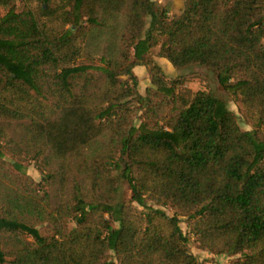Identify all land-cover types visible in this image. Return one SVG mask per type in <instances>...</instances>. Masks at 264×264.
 <instances>
[{"label":"trees","instance_id":"16d2710c","mask_svg":"<svg viewBox=\"0 0 264 264\" xmlns=\"http://www.w3.org/2000/svg\"><path fill=\"white\" fill-rule=\"evenodd\" d=\"M0 6V264H213L181 215L229 264H264V0ZM158 56L213 70L252 128Z\"/></svg>","mask_w":264,"mask_h":264},{"label":"rangeland","instance_id":"374dc122","mask_svg":"<svg viewBox=\"0 0 264 264\" xmlns=\"http://www.w3.org/2000/svg\"><path fill=\"white\" fill-rule=\"evenodd\" d=\"M157 4L161 7H167L169 9V16L170 18L180 15L183 12V8L185 5V0H156ZM4 13V8L0 6V16ZM158 61L164 66L166 71L170 76L175 75H183L188 74L192 71H201L203 73V77L198 79H187L185 81V85L188 87H191L194 90L198 89H207L212 91L216 96H219L223 98L229 107L234 109L238 114V120L241 123V125L245 129L252 128L251 122L248 121L246 116L242 112V107L239 105L237 97L228 92L226 89H224L217 77V74L208 68L207 66L201 65V64H192L186 67H175L172 62L167 57L158 58ZM137 72L140 75V91L144 92L147 85L150 83V73L148 69L138 67ZM30 172L35 175L37 178L41 177V174L36 169L34 163L30 164ZM132 193V189L130 186V182L127 179L123 180L122 183V191H121V199H125L127 195H130ZM167 211L170 214H174L175 210L170 206H165ZM181 225L188 235L191 249L201 258V259H209L212 260L213 264H229L230 261V255L221 253H213V251L202 248L199 240L198 234L192 229L190 220L186 217L181 215ZM74 222H71V225H73ZM117 224H120L119 222Z\"/></svg>","mask_w":264,"mask_h":264},{"label":"crops","instance_id":"0c3cea01","mask_svg":"<svg viewBox=\"0 0 264 264\" xmlns=\"http://www.w3.org/2000/svg\"><path fill=\"white\" fill-rule=\"evenodd\" d=\"M162 57H165V56H158V58H162ZM138 67H142V68H147L144 64H139V65H137L136 67H135V70L137 71L138 69Z\"/></svg>","mask_w":264,"mask_h":264}]
</instances>
